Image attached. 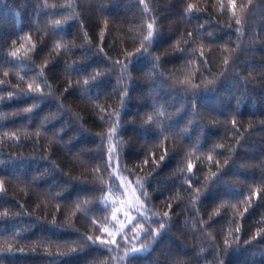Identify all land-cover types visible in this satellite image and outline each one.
<instances>
[{"label":"trees","instance_id":"trees-1","mask_svg":"<svg viewBox=\"0 0 264 264\" xmlns=\"http://www.w3.org/2000/svg\"><path fill=\"white\" fill-rule=\"evenodd\" d=\"M257 233L264 0H0V264H264Z\"/></svg>","mask_w":264,"mask_h":264},{"label":"snow or ice","instance_id":"snow-or-ice-1","mask_svg":"<svg viewBox=\"0 0 264 264\" xmlns=\"http://www.w3.org/2000/svg\"><path fill=\"white\" fill-rule=\"evenodd\" d=\"M233 6H234V5H233ZM236 23H237V24H240V20L237 19ZM152 27H153L152 24H149V25H148L149 32H148V37H146V39H149V38L152 37V35H153V33H152V31H151ZM13 55H15V53H13ZM117 63H119V62H117ZM225 63H227V61H225ZM84 83L87 84V83H89V81L86 80V81H84ZM30 88H31V86H30ZM233 124H235V121H233ZM221 147H222V146H221ZM164 159H165V156H163V155L160 156V160H161V161H163ZM208 159L211 160L212 157L209 156ZM146 162H147V161H146ZM225 163H227V162L225 161ZM192 167H193V166H192L191 164L188 165L189 171H191ZM213 175H215V173H213ZM257 195H258V194H257ZM245 211H247V209H245ZM125 215H126V216H129L128 213H125ZM165 215H167V213H165ZM116 219H117V216L115 215V213H113V215H112V220L115 221ZM133 224H134L133 219H132V218H129V220H128V224L126 225V224H124V223L122 222V223L120 224V226H119L118 231H121V232H122L126 227L128 228L129 231H132V228L129 227V225H133ZM163 227H164V225L161 224V225H160V228H163ZM237 230H238V229H237ZM105 231H107V229H105ZM261 234H264V233H257V235H261ZM109 235H112V234L109 233ZM134 235H135V233H134ZM254 238H255V237H254ZM86 239H87L88 241L93 242V243H99V244H101V245H103V246H109V245H114V244H116L115 239H108V240H106V239H101L99 236H97L95 239H93L92 236H88V237H86ZM124 239H127V237H124ZM142 250H143L142 248H135V247H132L130 251H131V253H137V252H140V251H142ZM129 254H130V253H129ZM126 255H128V254H126Z\"/></svg>","mask_w":264,"mask_h":264},{"label":"rangeland","instance_id":"rangeland-1","mask_svg":"<svg viewBox=\"0 0 264 264\" xmlns=\"http://www.w3.org/2000/svg\"><path fill=\"white\" fill-rule=\"evenodd\" d=\"M133 204V200H129V202H127V203H124V204H122L121 205V207H122V212L120 213L122 216H126L125 215V213H127L126 211V208H130V206ZM134 208H136V206L134 207ZM127 222H128V220L127 221H125L124 222V224H127ZM119 226L120 225H118V229H119ZM107 229V231L106 232H108V228H106ZM118 229H117V231L115 232V231H113V233H112V235H114V234H117L118 232H120V231H118ZM105 231V230H104Z\"/></svg>","mask_w":264,"mask_h":264}]
</instances>
